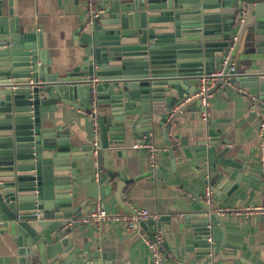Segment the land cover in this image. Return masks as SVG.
<instances>
[{"label":"water","instance_id":"1","mask_svg":"<svg viewBox=\"0 0 264 264\" xmlns=\"http://www.w3.org/2000/svg\"><path fill=\"white\" fill-rule=\"evenodd\" d=\"M83 24L72 61L52 71L45 36L15 0H0V244L8 264H112L111 253L77 247L69 223L109 197L129 211L124 190L139 180L172 184L168 194L188 206L175 220L183 236L171 264L237 260L223 253L224 223L201 189L225 201L245 185L250 156L234 155L209 122L192 134L172 127L203 109L201 95L186 99L223 59L228 79L209 92H241L264 120V0H98ZM58 104L91 117V140L80 145L45 121L43 107ZM155 138L164 146L157 166L117 176L136 151L131 143ZM162 220L170 216L139 228L153 240L148 223Z\"/></svg>","mask_w":264,"mask_h":264},{"label":"crops","instance_id":"2","mask_svg":"<svg viewBox=\"0 0 264 264\" xmlns=\"http://www.w3.org/2000/svg\"><path fill=\"white\" fill-rule=\"evenodd\" d=\"M15 1L18 13L29 19L45 36L46 57L50 61L52 71H61L67 68L76 53L74 34L81 25H84L83 21L88 14V0ZM43 110L46 122L70 133L71 139H78L80 145L91 140L84 137L86 134H91L94 129L90 116L60 104L56 111H49L48 106L43 107ZM208 110V120L201 119V111L187 114L178 119L179 126L174 125L172 131H176L177 127H180L183 134H192L196 130H204L208 122L213 128L221 131L224 137L229 140L234 155L250 156L251 163L249 168L243 172L245 185L241 182L236 191L225 201H219L218 197L212 193L214 204L229 207L261 204L264 195V166L260 162L257 143L258 129L261 123L264 124V120L259 121L254 114H250L249 105L241 96V92H215ZM261 134L264 137V127ZM150 143L155 149H164L160 139L155 138ZM134 144H138V142L131 143L136 151L130 157L131 159H128V162L126 159L123 160L126 162L125 167L121 165L123 169L117 175L122 179L139 175L154 165L149 151L135 148ZM155 163L157 166V158ZM162 166H168L166 157L162 160ZM78 171L80 179L85 177L80 172V168ZM172 187H174L172 184L166 185L163 182L139 180L124 190L126 196L124 202L128 205L125 209H129V211H124L112 197H109L104 204V209L110 214L125 215L136 209L144 208L153 215L154 219L169 215V221H157L152 226L148 223V228L153 233V240L162 249L164 264H171L170 261L174 260L175 251L179 254L182 246L179 239L183 233L178 230L175 220L182 217L188 208L178 197L168 194V189ZM206 190L207 188H202L201 193L204 194ZM221 218L226 229L223 253L234 255L238 259L220 261L217 264H264V222L262 217L254 214L249 217L221 216ZM67 235L77 247H82L84 250L98 247L103 253H111L114 255L112 264H151L148 247L143 241V238L148 236L143 234L140 228L126 232L122 224L107 225L105 231L100 234L91 224L75 223ZM218 237L221 239V229L218 232ZM210 242H212L211 238ZM0 264H8L5 249L1 244Z\"/></svg>","mask_w":264,"mask_h":264},{"label":"built area","instance_id":"3","mask_svg":"<svg viewBox=\"0 0 264 264\" xmlns=\"http://www.w3.org/2000/svg\"><path fill=\"white\" fill-rule=\"evenodd\" d=\"M97 2L98 0H88V14L90 16H95L97 13ZM226 63V59L222 60V66ZM221 66V67H222ZM218 68L213 73L208 76H203L200 79L199 90L189 96L186 100H189L192 97L202 96L199 100V104L203 108L200 112V117L203 120H208L209 117V105L210 101L213 98L214 93H210L209 90L218 80L227 81L228 77L223 75L222 68ZM230 70H233V65L230 66ZM264 124L261 123L258 129V143L257 150L260 155L261 165L264 166V137L261 134ZM135 148L147 149L150 153V156L153 160V167L156 166V153L159 150L158 148H153L151 143H138L134 144ZM92 156L94 157V165L97 166V157L98 152L96 149L92 150ZM204 202L210 206L211 211L216 212L220 217L221 216H230V217H249L250 215H260L264 222V195L262 196V202L259 205L253 206H236L229 207L226 205L216 206L214 203L213 194L207 189L203 194ZM146 209L140 208L134 210L130 214L119 215V214H110L104 207L98 202L93 206L92 210L84 213L80 217L73 218L69 226H73L75 223H85L91 224L98 233H103L107 225L122 224L126 232H132L138 230L139 223L141 221H146L148 218L152 217ZM210 241V239H208ZM144 243L147 245L150 256L151 264H164V257L162 249L158 246V243L155 240H151L148 237L143 238ZM214 264V263H211Z\"/></svg>","mask_w":264,"mask_h":264}]
</instances>
